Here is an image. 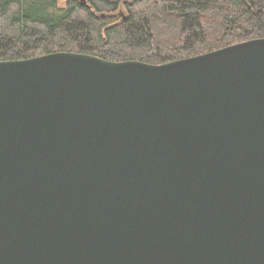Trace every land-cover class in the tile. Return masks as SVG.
Returning a JSON list of instances; mask_svg holds the SVG:
<instances>
[{
	"label": "water",
	"instance_id": "1",
	"mask_svg": "<svg viewBox=\"0 0 264 264\" xmlns=\"http://www.w3.org/2000/svg\"><path fill=\"white\" fill-rule=\"evenodd\" d=\"M0 264H264V38L0 61Z\"/></svg>",
	"mask_w": 264,
	"mask_h": 264
},
{
	"label": "trees",
	"instance_id": "2",
	"mask_svg": "<svg viewBox=\"0 0 264 264\" xmlns=\"http://www.w3.org/2000/svg\"><path fill=\"white\" fill-rule=\"evenodd\" d=\"M264 38V0H0V61L52 52L164 64Z\"/></svg>",
	"mask_w": 264,
	"mask_h": 264
},
{
	"label": "rangeland",
	"instance_id": "3",
	"mask_svg": "<svg viewBox=\"0 0 264 264\" xmlns=\"http://www.w3.org/2000/svg\"><path fill=\"white\" fill-rule=\"evenodd\" d=\"M61 1H62V3H63L64 0H61Z\"/></svg>",
	"mask_w": 264,
	"mask_h": 264
}]
</instances>
